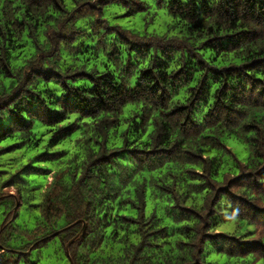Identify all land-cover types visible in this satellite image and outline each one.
<instances>
[{
	"label": "clouds",
	"instance_id": "9594fccd",
	"mask_svg": "<svg viewBox=\"0 0 264 264\" xmlns=\"http://www.w3.org/2000/svg\"><path fill=\"white\" fill-rule=\"evenodd\" d=\"M119 2L120 0H115V3ZM127 2V7H117L113 3L103 8L102 13L98 10L99 0H44V6L32 7L30 12L32 18L25 15L23 19L27 23L22 28H13L15 42L27 43L31 55L26 57V64L31 62L32 68L43 66L46 69H54L60 74L56 77V82L51 84L40 82L37 87L35 80L27 84L25 77L30 69L20 70L21 66L16 62L19 53L9 48L7 40L9 32L3 27L16 19L17 5L20 8L27 7L29 0H23V3L21 0H0V32H2L0 78H3L7 65V70L14 79L20 81L22 85L27 84L33 91L40 92L45 102H54L61 115L65 111L76 110L64 106L65 97L69 93L73 94L74 105L86 102L92 106V111L106 109L101 111L94 122H90L93 126L80 141V148L72 163L63 168L43 165V167L55 168V178L46 190H41L42 194L37 195L32 191L37 182L34 175L22 174L20 179L9 186H4V181L9 180L11 173L0 177V196L4 197L0 199V264H33L34 261L36 264H203L199 250L205 245L200 244L199 240L204 231V224H207V230L213 233L228 231L229 235L245 238L239 231L240 226L247 227V221L244 219L246 214L240 202L230 198L231 204H229L228 200L223 199L227 193L216 192V188L220 185L215 183V177L208 171L207 164L193 162L187 155L178 159L175 149L171 156L174 163L168 164V170L173 172L172 177L153 179L151 190L161 201L167 202L169 210L173 204L188 206L199 212L201 219L191 218L173 225L172 220L165 216L163 204L157 207L156 218H153L155 205L150 206L145 213L143 197L132 198V203L138 210H125V215L135 218L138 223L122 221L119 214L113 211L117 207L115 198L117 196L121 200L125 198L127 185L134 181L137 174L148 173L149 176L159 177V172L154 174L151 171L154 166L153 154L149 153L148 149H173V146L177 145L181 152L186 150L202 155L203 153L198 151L200 148L211 152V146L204 140V136L213 134V130L209 128L199 136L193 135L186 139L181 130L183 117L165 118L161 115L177 107L178 99L192 103L188 99L194 96V93L189 91L191 85L179 89L166 85L168 90L163 97L149 95L138 97L135 111L130 112L120 102L113 103L111 99L103 100L99 97H112L114 87L133 88L136 78L140 75L138 67L131 70L125 68L123 59L117 60L114 64L108 62L106 67H100L103 56L101 60H96L92 54L69 55V51L75 53L76 46L80 45L81 40L85 43L99 40L104 45L105 54L111 51L118 38L116 31L106 28V25L120 23L113 20V17L125 12L130 14L132 21L143 19L146 27L142 31L138 29L140 36L147 38L150 34L156 35L153 23L157 19L155 14L159 11L157 0H127ZM53 3L59 4L61 10H56ZM166 3L167 0H164V4ZM90 5H96L97 10L91 9ZM136 6L146 9L141 17L132 15L136 11ZM78 8L81 11L74 13ZM160 15L165 16L166 12L160 11ZM50 17L53 19H49ZM123 26L130 27V24L125 23ZM246 26L250 30L249 38L240 41L236 54L249 57L256 52L264 54V21L246 22ZM9 27L12 25L9 24ZM77 29L83 30L84 33L94 32V35L91 39H86L81 34L80 38L72 43L68 37ZM225 31H228L227 27ZM29 33H31L30 38ZM57 33L62 34L64 38L58 37ZM200 37L208 39L207 33L194 34L191 43L194 45L199 42ZM136 38L129 33V39ZM152 47L153 51L148 53L144 60L138 61L144 68L162 59L158 45L153 43ZM97 50H100L99 45ZM181 63L183 58L178 55L173 70L179 68ZM106 71L117 77V84L112 82L111 76L103 75ZM83 73H91V75L86 76ZM44 89L48 90L47 93L43 91ZM91 94H95L98 98L93 99ZM170 96L176 98L169 99ZM3 99L4 97L0 96V103ZM161 104L164 106L161 107ZM141 109L145 118L143 126L139 123V117L132 119ZM194 119L203 126L205 121L203 111H200ZM151 121H154V124ZM250 122V119H244L238 122L237 127L230 130L241 139L255 136L254 132L243 131L245 125ZM143 127L152 130L147 143H141L143 131L136 130ZM219 127L221 125H217V128ZM258 140L260 144H253L251 151L255 152L258 148L260 152H264V123L260 125ZM141 147L146 150L144 153L129 151ZM101 157L104 159L102 160ZM155 167L159 168L160 165L157 163ZM242 170L247 171V169ZM192 172H202L204 179L191 175ZM256 179L264 183V176ZM48 180H53V176L49 175L44 183ZM208 182L215 187L209 188ZM156 185H164L171 191L158 192ZM197 185L205 186L203 194H206L208 204L203 208L200 204L204 201L201 195H197L202 190L197 188ZM228 191L231 192L232 189L229 188ZM9 193L11 196L8 195ZM240 194L251 195L250 190ZM213 196L217 197V206L209 214ZM21 198L23 208L18 210L19 218L13 220L8 214L13 212ZM256 199L264 200V197ZM33 203L39 206L30 207ZM225 205L232 210L225 212ZM261 206L264 207V204ZM176 211L179 212L180 209ZM105 212H108L112 218L110 228L105 227L109 220L102 218ZM165 223L170 227L187 226L192 231L179 236L173 233L164 238L159 235L155 238L149 236L150 232H156L158 228L164 227ZM230 224L237 225L235 232L229 231L227 225ZM61 229L66 231L61 232ZM52 233H60V236L49 243L44 238ZM260 238L264 240V235ZM38 241L40 243L33 251V245ZM178 241H185V244L178 245ZM255 259L257 264H264L259 255Z\"/></svg>",
	"mask_w": 264,
	"mask_h": 264
},
{
	"label": "trees",
	"instance_id": "16d2710c",
	"mask_svg": "<svg viewBox=\"0 0 264 264\" xmlns=\"http://www.w3.org/2000/svg\"><path fill=\"white\" fill-rule=\"evenodd\" d=\"M99 3L98 10L102 13L103 8L112 5L115 0H99ZM41 6H44V0H29L28 6L24 8L17 5L16 19L3 26L9 32L7 37L9 48L19 53L16 62L21 66L20 70L30 69L25 77L27 84H31L35 80L37 87L40 82L46 84L56 82V77L60 74L54 69H46L43 66L32 68L31 62L26 64L25 59L31 54L28 52L26 42L23 44L15 42L13 28H22L27 23L23 17L27 15L31 19L32 7ZM115 6L127 7L128 2L120 0L119 3H115ZM53 7L56 10H61L59 4L53 3ZM89 7L97 10L96 5ZM157 8L165 10L170 17L166 30L156 31V35L150 34L146 38L140 36L138 32V29L142 31L146 27L144 21L143 27L134 29L124 27L120 23L107 24L106 28L116 31L118 38V42L111 51L105 54L104 45L99 40L94 43H85L84 40H81L80 45L76 46L75 53L69 51V55L92 54L96 60H101V56H103L100 67H106L108 62L114 64L120 59L124 60L125 68L131 70L138 67L140 75L136 78L133 88L114 87L112 97H99L103 100L111 99L113 103L120 102L130 112L135 111L138 97L144 95L163 97L168 90L166 85L174 86L176 89L191 85L189 91L193 92L194 96H190L188 99L192 103L178 99L177 107L173 108L171 112L161 113V115L165 118L183 117L181 130L186 139L193 135L199 136L211 128L213 134L204 136V140L211 146V152H206L205 148L198 150L203 153L202 155L186 150L181 152L177 145H174L173 149H148L147 151L153 154L154 166L151 171L154 174L159 172V177L149 176L148 173L137 174L134 181L127 185L125 198L123 200L119 196L115 198L117 207L113 211L119 214L122 221L138 223L135 218L125 215V210L137 209V206L132 203V198L143 197L145 213L150 206L155 205L153 218H156L157 207L163 204L165 216L172 220L173 225L191 218L201 219L200 213L188 206L182 207L173 204L169 210L167 202L161 201L159 196L154 195L151 190L153 179H164L165 177L170 179L172 177L173 172L168 170V164L174 163L171 156L175 149L178 159L187 155L193 162L207 164L208 171L215 177V183L220 185L219 188H216V192L218 194L227 193L223 199L228 200L229 204H231L230 198H235L240 202V206L246 214L244 219L247 221V227H239L240 234L245 237L244 239L229 235L228 231L213 233L207 230V224L203 225L204 231L199 240L200 244L205 245L199 250V255L203 257V264H257L255 258L258 255L264 261V240L260 238L261 235H264V207L261 206L264 204V200L256 199L264 197V183L256 179V177L264 176V152H260L258 148L253 152L251 146L260 144L258 140L260 125L264 123V54L256 52L251 57L241 56L236 54V50L241 40L249 38L250 30L246 26V22L264 21V0H167L166 4H164V0H157ZM66 10L64 9V11ZM80 11L81 9L78 8L74 10V13ZM145 11L146 9L136 6V11L132 15L138 17ZM157 14L158 12L155 16ZM119 17H130V14L128 12L117 14L113 20L117 21ZM9 24L12 27H9ZM226 27L228 31H225ZM129 33L137 38L129 39ZM200 33H207L208 39L200 37V41L193 45L191 43L193 35ZM81 34L86 39H91L94 32L84 33L83 30L77 29L68 39L74 43ZM56 35L61 39L64 38L60 33ZM30 36L31 33H29V38ZM153 43L158 45L159 55L162 59L153 63L152 66L144 68L138 61L144 60L146 55L153 51ZM98 45L99 51L97 50ZM178 55L183 58V63L179 68L173 70L174 61ZM5 69L3 78H0V96L4 97L3 102L0 103V177L11 173L9 180L4 181V186H9L20 179L22 174L34 175L37 182L32 191L40 195L42 194L41 190H46L55 178V168L43 167V165H55L63 168L72 163L80 148V141L85 137L88 129L93 126V123L90 122H94L101 111L106 109L92 111V106L86 102L74 105L73 94L69 93L65 97L64 106L67 109L75 108L76 110L65 111L61 115L54 102H45L40 92L33 91L27 84L22 85L20 81L14 79L7 70V65ZM83 75L87 76L91 73H83ZM103 75L111 76L112 82L118 83L114 74L106 71ZM43 91L47 93L48 90L44 89ZM91 95L93 99L98 98L95 94ZM175 98L169 97V99ZM200 111H203L205 116L203 126L194 119ZM189 113L190 115H187ZM137 117H139L140 125H145L143 109L136 113L132 119L135 120ZM222 117L225 118L222 119ZM244 119H250L251 122L245 125L243 131L254 132L255 136L241 139L234 131L230 130L237 127L238 122ZM151 122L154 124V121ZM217 125H221V127L217 128ZM136 130L143 131L141 143H147L152 130L147 127ZM230 139H235L244 146L247 152L245 159H241L236 151L229 146ZM49 149H53V151H49ZM129 151L144 153L146 150L141 147L129 149ZM101 159L103 160L104 157ZM157 163L160 165L159 168L155 167ZM13 169L15 171H12ZM242 169H247V171ZM49 175L53 176V180L44 183ZM191 175L204 179L202 172H192ZM39 177L43 178V184L38 183ZM155 187L158 192L171 191L164 185ZM196 187L202 190L197 195H201V199L204 201L200 204V207L203 208L208 204V198L206 194H203L205 186L197 185ZM208 187L214 188L215 185L208 182ZM229 188L232 189L231 192L228 191ZM249 190L251 195L240 194ZM8 195L11 196V193ZM3 198L0 196V199ZM38 206L35 203L30 205L32 208ZM216 206L217 197L213 196L209 214L215 210ZM21 208H23L22 198L17 202L13 212L8 215L12 216L13 220L18 219L20 216L18 210ZM176 209H180V211L177 212ZM224 210L230 212L232 209L225 205ZM102 218L109 220L105 227L110 228L112 218L109 213L105 212ZM5 222L7 223V217H5ZM230 225L231 227L227 225L229 231L235 232L237 225ZM60 231L63 232L66 229ZM190 231L192 229L187 226L184 228L170 227L165 223L164 227L158 228L156 232H150L149 236L155 238L159 235L164 238L173 233L179 236ZM59 236L60 233H52L44 239L50 243L52 240L58 239ZM39 243L38 241L36 245H33V251ZM101 244L103 245V238ZM179 244H185V241H178ZM33 264L36 262L34 261Z\"/></svg>",
	"mask_w": 264,
	"mask_h": 264
},
{
	"label": "rangeland",
	"instance_id": "374dc122",
	"mask_svg": "<svg viewBox=\"0 0 264 264\" xmlns=\"http://www.w3.org/2000/svg\"><path fill=\"white\" fill-rule=\"evenodd\" d=\"M160 11L165 12V10H163V9H160L159 11H157L158 12V14L156 16L157 19L153 23V28L155 29V31H158V32H162V31L166 30L167 24L170 22L169 15L166 13L165 16H161ZM141 16H138V17H141ZM117 21H120V24H123V25L125 23H129L130 28H132V29H134L135 27H143V20L142 19H137L135 21H132L131 17H119L117 19ZM229 146H231L236 151V153L238 154V156L241 159L246 158L247 152H246L244 146L239 141H237L235 139H230L229 140ZM38 183L43 184V178L39 177ZM228 227H231V225H228Z\"/></svg>",
	"mask_w": 264,
	"mask_h": 264
}]
</instances>
